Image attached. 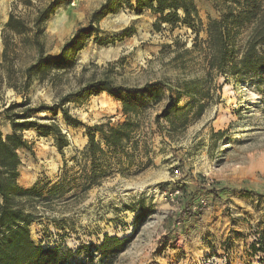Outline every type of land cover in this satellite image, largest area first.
Wrapping results in <instances>:
<instances>
[{"label":"rangeland","instance_id":"rangeland-1","mask_svg":"<svg viewBox=\"0 0 264 264\" xmlns=\"http://www.w3.org/2000/svg\"><path fill=\"white\" fill-rule=\"evenodd\" d=\"M13 1L0 0V60L1 32ZM104 1L65 2L47 22V50L59 52ZM131 2L135 6L137 0ZM197 4L203 20L199 38L205 40L209 18L218 17L219 12L213 0H197ZM18 10L23 11V7ZM155 18L151 10L138 15L128 6L108 14L99 24L98 40L91 38L77 54V65L67 83L59 87L36 83L28 94L31 105H51L84 82L99 79L131 87L162 81L175 90L183 80L204 78L206 68L199 49L186 52L195 43L194 30L184 24H163L157 31ZM207 88L212 97L207 99L205 113L182 133L170 137L156 123L149 122L164 103L151 109L147 114L148 129L152 128L149 153L141 148L120 163H113L102 183L86 192L81 187L86 128L66 123L62 113L30 114L40 125L56 121L69 140V146L60 152L52 135L40 136L37 129L23 133L30 148L19 150V183L25 188L38 186L47 197L35 211L32 238L44 247L73 252L65 264H264V250L258 241L264 232V218L261 223L260 214L248 205L255 199L264 204V95L245 81L236 85L231 79L225 83L223 76L216 79V87ZM22 99L11 89L0 97L3 136L11 131L4 108ZM189 100L188 96L182 97L180 105ZM66 107L89 127L125 119L121 101L108 92L72 97ZM162 122L168 124L164 119ZM221 130L226 131L224 137L213 136ZM177 167L184 175L182 192L170 201L163 192L174 185L169 178ZM63 180L64 192L52 194L51 188ZM187 184L191 186L189 193L184 189ZM221 191L238 195L222 199ZM201 194L208 195L211 204L195 212L193 206ZM219 201L225 205L222 222L204 221L202 214ZM145 209L148 215L133 231L135 217ZM193 219L199 221L197 226L185 224ZM186 225L190 227L182 231ZM202 228H206V237H211L207 245H215L201 251L204 245L198 235ZM106 233L131 236L127 250L115 258L103 257L97 248Z\"/></svg>","mask_w":264,"mask_h":264},{"label":"trees","instance_id":"trees-1","mask_svg":"<svg viewBox=\"0 0 264 264\" xmlns=\"http://www.w3.org/2000/svg\"><path fill=\"white\" fill-rule=\"evenodd\" d=\"M67 1L70 0H42L38 4L34 0H14L1 32L0 97L11 89L23 99L11 102L3 110L11 126L10 133L3 136L0 129V264H65L74 254L58 247H44L32 238L31 225L37 218L35 211L47 197L44 198L38 186L25 188L19 183V150L30 148L23 133L37 129L40 136L52 135L60 152L69 146V140L56 121L40 125L30 114L49 112L57 116L62 113L66 123L86 128L88 142L82 151L81 183L82 192H86L102 183L113 163H120L141 148L149 153L152 128L148 129L147 114L160 104L164 103L149 122L156 123L159 130H165L171 137L184 132L203 116L209 105L207 99L212 97L205 86L216 87L219 76L225 78V83L231 79L236 85L245 81L264 95V0H213L219 16L209 18L205 40L199 38L203 20L196 0H137L135 6L131 0H105L91 12L86 24L77 27L59 52L51 53L46 48L47 22ZM19 6L23 11L18 10ZM125 6L138 15L151 10L156 16L153 26L157 31L163 24H184L192 28L196 33L195 43L186 52L194 53L199 49L206 68L204 78L183 80L175 90L162 81L131 87L99 79L84 82L51 105L32 106L28 94L33 86L39 83L59 87L67 83L77 65V54L91 38L98 40L101 20ZM128 31L126 36L131 34ZM101 92H108L121 101L123 121L116 124L107 121L89 127L66 107L72 97ZM184 96L190 100L181 106ZM162 119L168 124H163ZM225 133L221 130L213 136L224 137ZM66 166L67 163L64 168ZM64 183L65 180L55 184L51 193L64 192ZM67 192L69 190H65ZM148 213L145 209L135 217L133 231ZM260 236V249L264 250V232ZM131 240V236L106 233L97 250L103 257L115 258L127 250Z\"/></svg>","mask_w":264,"mask_h":264},{"label":"crops","instance_id":"crops-1","mask_svg":"<svg viewBox=\"0 0 264 264\" xmlns=\"http://www.w3.org/2000/svg\"><path fill=\"white\" fill-rule=\"evenodd\" d=\"M196 2H197V0H196ZM199 13H200V11H199ZM201 16V15H200ZM188 183V182H187ZM184 189H186L187 190V192L189 193V192H191V186H189L188 184L187 185H185L184 186ZM236 195H238V193L237 192H232V193H229V192H227V191H224V192H219V196L222 198V199H226V198H233V199H235L236 198ZM221 201V200H220ZM220 201L219 202H215L214 204H213V206H212V208L209 210V211H206V212H204L203 214H202V219L204 220L205 218H207V219H209V220H211V219H216L219 223H221L222 222V219H223V209H224V207H225V205H222L221 203H220ZM224 201V200H223ZM224 204V203H223ZM248 205L253 209V211H255L256 213H259L260 215H259V218H258V220H260V222L262 223L263 222V218H264V204L263 203H261V202H259V200H254L253 201V203H248ZM195 218V217H194ZM205 221V220H204ZM199 221H196L195 219H193V220H186L185 221V224H187V223H190V225L191 226H197V223H198ZM190 226L189 225H186L185 227H184V229H182V231L184 230V231H187V230H185V229H187V228H189ZM205 229L206 228H202V230H200L199 231V235H198V238L201 240V242H200V244L201 245H204L203 247L201 246L200 247V250L202 251V250H206L207 249V247H214V245L215 244H212V246L211 245H207L208 244V242L210 243V241H211V237L209 238H207L206 237V235L204 234V231H205ZM179 235H181V236H184V234H179ZM117 236H119V237H122V236H120L119 234H117ZM102 240H103V238H102ZM101 240V241H102ZM222 240V239H221ZM101 241H100V243H101ZM205 245H207V246H205ZM187 247H184V249H186Z\"/></svg>","mask_w":264,"mask_h":264},{"label":"built area","instance_id":"built-area-1","mask_svg":"<svg viewBox=\"0 0 264 264\" xmlns=\"http://www.w3.org/2000/svg\"><path fill=\"white\" fill-rule=\"evenodd\" d=\"M183 176L184 175L179 167L174 168L172 170L169 181L174 185L163 192V194L166 196L168 200L174 201L181 194L182 192L181 182H183ZM210 204H211V199L209 198V196L201 194L197 198L196 204L193 206V210L197 212L208 209L210 207Z\"/></svg>","mask_w":264,"mask_h":264}]
</instances>
